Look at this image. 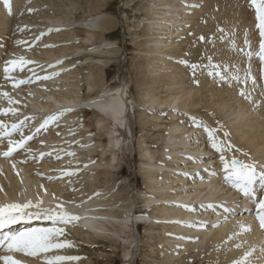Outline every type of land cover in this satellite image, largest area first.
<instances>
[{"label": "bare ground", "instance_id": "1", "mask_svg": "<svg viewBox=\"0 0 264 264\" xmlns=\"http://www.w3.org/2000/svg\"><path fill=\"white\" fill-rule=\"evenodd\" d=\"M51 2L46 0L41 4L38 0H9L10 7L5 8L3 0H0V79L6 76L4 69L7 62L20 57L29 61L23 72L19 71L20 66L15 68L9 64L7 77L0 84V93H7L4 99L0 97V108L14 104V122L26 120L22 130L24 139L33 134L28 126L32 116L39 114L34 120H42L43 115L53 113L50 117L52 125L37 131L27 141L30 156L18 154L13 160L0 159V184L9 189L15 202L22 203L27 199L39 201L42 197L51 205L48 206L53 213L78 217L63 223L58 221L55 225L35 223L34 228L62 229V235L56 238L61 243L75 240L71 233L81 238L82 231L90 237V241L113 243L115 237L120 238L127 225L132 228L140 226L144 228L143 245L154 240L153 245L149 243L147 246L151 255H155L152 264H233L249 251L252 252L248 258L250 264H263L264 238L248 215L239 217L242 215L239 212L232 215L220 212L218 215L226 221L211 229V209L218 210L216 204L233 201L236 196L232 192L227 193L219 182L220 155L212 148L203 127L209 124L208 128L216 130L215 135L223 148L226 149L227 144L232 145L231 150L224 153L228 161L235 157L245 163H255L257 168L264 165L262 91L259 84L255 86L251 79L247 84L230 83L233 75H239L243 81L246 72L255 78V83L259 82L260 71L264 70V61L258 64L255 58L261 37L256 29L257 20L250 0H227L225 6L224 0H147L143 19L146 23L141 25L140 22L138 29L141 35L135 38L141 37V41L138 45H135V40L133 42L140 48V56L133 57L130 64L134 85L140 90L139 125L141 129L147 128V131L141 132L137 143L141 161L138 170L144 189L136 200L140 203V214L132 212V207L123 210L121 203L125 200L116 201L119 199L114 197L118 184L109 187V179H105L110 176L121 152L116 153V146L121 142L120 150L128 149L132 132V109L122 99L126 95V87L119 84L114 89H108L105 84V69L109 64L106 56L114 54L113 45L111 42L102 46L100 42L96 44L97 40L112 34L116 23L102 13L105 5L93 6L91 3L86 4L87 13L99 12L88 15V19L84 16L79 20L69 18L71 10H81L75 4H72L71 10L70 6L65 7L69 12H60L61 17L56 18V15L55 19L44 14L32 15L33 11H29L35 6H51ZM231 16L236 21L233 28H229L226 22ZM213 24H217L219 29L214 30ZM187 25H191V35L186 37ZM19 29H28L23 32L27 35H17ZM204 30L208 31L204 33ZM46 36L48 38L43 39ZM210 36L212 41L205 43ZM28 37L31 38L28 40ZM201 38L204 48L199 52L196 47L200 46ZM36 39L40 40V45L35 42ZM32 42L37 44L38 54H29L27 49L32 47ZM79 43L84 48L77 47ZM58 46L62 47L54 48ZM249 52L252 53L250 58L247 55ZM204 59L207 63L203 65L201 61ZM190 61L197 66L195 71L188 67ZM81 66L86 69H77ZM48 68L52 74L60 72L63 75L58 77L55 74L52 81H49L52 78L46 79L42 82L43 87L40 85L42 88L45 86L44 92L40 91V86V90L36 91L37 86L33 89L30 82L37 81L38 77L31 78L32 72L37 70L36 74L41 73L44 77L48 72L42 74V71ZM216 71H220L226 79L209 74ZM21 80L27 83L19 84ZM82 80H85L90 93L99 91L98 95L88 93L85 99H81L77 83ZM241 89L250 94V100L239 95ZM115 95L123 101L119 105L120 111L126 108V112L122 118L124 132L119 130L113 135L105 119L111 120L113 125L121 119L118 108L111 101L114 100L111 96ZM68 106L76 108L64 113L57 111L58 107L65 111ZM88 112L95 114L96 118L88 120V125L82 124L78 116ZM59 114L61 116L57 118ZM12 116L6 115L3 120L10 121ZM194 116L201 119L195 117L197 121L193 120ZM33 123L35 125L38 121ZM161 128L162 131H158ZM92 130H103L107 143L102 145L93 141L99 133L92 134ZM152 131L158 132L156 138L149 135ZM118 132L122 140L115 136ZM225 133H228L227 137ZM148 141L159 144L161 149L148 147ZM236 147L244 152L237 151ZM2 148L0 144V153ZM50 150L53 152L47 153ZM40 153L46 155L38 162L36 155ZM97 153L99 158L95 159ZM101 174L105 177L102 183ZM82 186L87 189H81ZM69 187L73 188L70 192L67 191ZM50 192L57 198H48ZM201 202L209 203L212 208L206 207L204 212L196 205ZM200 221L209 223L205 225ZM241 225H247L251 230L241 233ZM80 241L84 245L90 243ZM137 243L136 239L132 242L130 260ZM15 253L20 257L25 254ZM77 253L64 247L35 256L27 255L29 260L24 263L46 264L47 259L57 255L76 257ZM77 261H64L62 264H76Z\"/></svg>", "mask_w": 264, "mask_h": 264}, {"label": "rangeland", "instance_id": "2", "mask_svg": "<svg viewBox=\"0 0 264 264\" xmlns=\"http://www.w3.org/2000/svg\"><path fill=\"white\" fill-rule=\"evenodd\" d=\"M33 1H35V0H33ZM45 1L46 0H42V2H45ZM51 1H53V2H51V6H46V7L41 6V8H38L35 6L33 8V10H31V11H33L32 15L35 14L37 16V14H38L39 16L45 15L46 17L48 15V17H54V19L57 15L56 18H60L61 17V15H59L60 12H69V11H66V9H64L65 7L70 6V10H71L72 4H75L76 6L79 5L81 10H79V9L76 10V8L73 11L71 10V12H72L71 14L67 13L70 15L69 18L72 20L73 19L79 20L80 18H82L81 16H84L85 19H88L90 15H93L94 13L98 14V12H99L96 10V12L87 13L86 4L91 3L93 6L105 5L101 9L102 13H105V15L107 17L113 18L115 23H116L114 26L112 34L106 35L105 39L103 38V40H101V41L97 40L96 44H98L100 42V44L102 46L103 43H106V42L110 43L111 42V45H113L112 49L115 50L114 54L106 56V59L109 61L108 62L109 64H108V68L105 69V71H106V77H105L106 82H105V84H106V87L108 89H114L115 86L117 87V86H119V84H122V85H124V87H126L125 91H126V94L128 93L127 94L128 95V97H127L128 104L132 109V110L130 109L132 111V114H130V118H131L130 119V127L132 128V132H131L132 138L130 137V139H129L130 144H129L128 149L122 150V151H124L123 152L124 154L122 155V152H120V154L118 155V160H117L116 165L112 168V170L110 169L111 170L110 176L108 178H105L101 174L99 176V178L101 179L100 180L101 183L105 179H107V180L109 179L108 180L109 187H111L112 185L118 184V186H116V188H115V192L117 193V195L114 197L116 199H119L116 201L125 200L121 203V205L124 206L123 210L124 209L126 210V208L132 207V212H134L136 214H140V211H141L140 210V203H136V200L139 199L138 194H141L142 192H144V189H143L142 178H141L140 172L138 170V167H139V164L141 161H140L139 156H138L137 143H138V138H139L141 132L147 131V128L141 129L142 126L139 125L138 113L141 112V105L138 104V102L140 100L139 99L140 90L137 89L134 85V79H133V75L131 72L130 64L133 60L132 59L133 57H139L140 56L138 54V51L140 50V48H138L135 45H138V42L141 41V39H140L141 37L138 38L137 40L135 38H136V35L137 36L141 35L140 30H139L140 29V22H142L141 25L143 23H146L145 21L143 22V19H144L145 14H146V12L144 11V8L147 4V0H51ZM226 1L227 0H224V6H225ZM42 2H41V0H38V3L42 4ZM228 6H229V4H228ZM44 9L45 10L47 9L48 11L47 10L45 11ZM53 10H55V12H52ZM43 11H45L47 13L45 14V12H43ZM55 13H57V14H55ZM63 18H65V17H63ZM176 18L179 19V17H176ZM42 19H44V18H42ZM42 19L39 18L40 21H45ZM231 19H230L231 22L229 20L226 21L228 23L227 25L228 26L230 25L229 28H233V26L235 25V22H236L232 16H231ZM23 25L25 26V23ZM216 25L217 24L212 25L214 30L219 29V28H217ZM190 26L191 25L186 26V27H188L186 30L188 32H185L186 37L191 35L190 34L191 33L190 28L191 27ZM26 27H28L27 24H26ZM138 27H139V29H138ZM28 29H25V30L19 29L18 30L19 34L18 33H16V34L20 35V36H25L27 34H24L23 32L27 31ZM30 30L32 31V29H29V31ZM207 31L208 30H204V33H206ZM11 37H12V35H11ZM224 37H226V35ZM29 38H31V37H28V40H29ZM44 38H48V36L43 37V39ZM49 38H51V37H49ZM212 38H213L212 36L207 38L205 43L209 44L212 41ZM40 39H42V38H40ZM10 40H11V38H10ZM36 40H35V42H37L40 45L41 42H38L40 40L39 39H36ZM134 40H135V42H134ZM35 42L34 43L32 42V44H31L32 47L31 48L29 47L27 49L28 52H30L29 54H38V53H36L37 48H35V47H37V44ZM133 42L136 44L134 45ZM199 42H200V46H201V44H202V46L201 47L198 46L196 48L200 52V51H202V48H204V41L201 39ZM78 46H79V48H84L83 45L80 43L77 45V47ZM59 47H62V46H58V47H54V48H59ZM38 49L42 50V48H38ZM32 52H34V53H32ZM199 52H197V53H199ZM71 57H72V55L69 56V58H71ZM193 57H194V55L192 56V58ZM255 58H257V60H258L257 61L258 64L262 63V61L258 58V55H257V57L255 56ZM80 59H82V57H80ZM102 59H103V57H102ZM206 60H207V58H206ZM206 60L205 59H204V61L202 60L201 64L204 65L205 63H207ZM62 61H60V63ZM57 63H59V62H57ZM79 65H81V64H79ZM190 65H193L191 63V61L188 64V67L191 69V71H195V70H192V67H190ZM36 68L37 67H35L34 69H36ZM23 69L26 70L25 68H21V70H23ZM77 69H84L85 70L86 67L81 66ZM262 71L264 73V70H262ZM36 72H38V71L36 70L35 72H32V75L30 77L31 78L32 77L34 78V76L36 78L38 77L37 79L34 78L37 81L33 80L34 81L33 82L31 80L30 85L33 84L31 87H33V89L38 88V89H36V91H39L40 87L41 86L43 87V83L46 80L44 77L45 76L50 77V74H52L51 73L52 70L50 68H48L44 72L42 71V74L43 73L46 74V72H48L46 75H44V77H43V75H41V73H39L37 75ZM55 74L53 73L50 78H52V76L54 77ZM57 74L56 75L58 77L63 75L62 73L60 74V72H58ZM4 77L6 78L7 76H4ZM4 77L0 79V84L2 82H4V80H5ZM50 78H47V80ZM263 78H264V76H263ZM39 79L41 80V82H39ZM52 80H53V78L50 79L49 81H52ZM35 82H37V83H35ZM230 83L235 84L236 81L232 79V80H230ZM77 84L80 88L79 89L80 98L85 99L86 96L88 95V93H90L87 89L86 84H85V80H82L80 82L78 81ZM255 84H256L255 86H257L259 84V82H256ZM35 85L37 86L36 88H35ZM58 86H59V84H58ZM58 86H52V87H58ZM42 87H41L40 91H43V89H45V86H44V88H42ZM19 89L22 90L21 88H19ZM86 90H87V92H86ZM94 92H91L90 94H92V96H95V95H98L97 93L99 91H94ZM0 97L2 99H4V95H0ZM6 104H8V106H10L8 102H6ZM13 105L11 104L10 107H13ZM92 112H94V111H92ZM94 113H96V112H94ZM78 117H79V119L81 118L80 122L82 121L81 122L82 124L88 125V120H91V121L94 120L96 118V115L93 113H85L83 115H79ZM195 117L197 118V120L201 119V117H198V116H194L192 118H195ZM196 118H195V120H196ZM32 120H34V117L31 119V121ZM105 120H106L107 124L109 125V127H111V129L113 131V135H114V133H117V131L122 129L124 126L122 119L116 121L114 125H113L111 120H109V119H105ZM31 121H29V122H31ZM206 126L209 127V124H207ZM28 130L29 129H26V131H28ZM158 131H162V128H161V130H158ZM91 133L92 134L99 133V137H94L93 141L95 140L97 143L102 144V145L107 143V137L105 134H103V130H101L99 132L96 130H92ZM101 134H103V135H101ZM157 134H158V132H156V133L154 131L149 132V135H153V136H155V138H156ZM115 136H117L119 138L118 140H122V137H119L120 136L119 132ZM132 141H133V143H132ZM148 142H149L148 147H151L154 150L155 149H161V147H159V144L155 145V143H153V141H148ZM236 149H239L240 150L239 152H244V150L240 147H236ZM218 153H219V155H221L220 152H218ZM224 153H226V151H224ZM98 154L99 153H97V155L95 156V159L99 158ZM212 165L213 164H211V167H213ZM211 172L213 173L214 171H211ZM72 189H71V187H69L68 190L67 189L66 190L68 192H70ZM81 189L85 190V189H87V187L82 186ZM66 190H64V193H67ZM137 202H139V201H137ZM127 227H130V229H132V231L134 232V235H136V236L133 237V235H131V232L125 234V235H127V238L123 239V242L121 243L122 245L118 244L116 237H115V241L113 243H110L109 241L102 242L100 240H92V239L90 241V237L87 236L82 231V233H80L81 238H79L77 235L71 233V235L73 236V238H75V240H72V241L67 240V242L72 243V245L70 247H66V249L72 253L73 252L79 253V254L77 253V256H76V257H79L76 264H84L86 261H90L91 264H152V259L155 258V255H151L150 250L148 249L149 247H147V246L149 243H150V245H153L154 240L149 242V243L147 242V244L143 245V242H145L144 241L145 240L144 228L142 229L140 226L132 228L129 225H127ZM127 227L123 228V231H124V229H128ZM154 232H153V235L156 236V233H154ZM119 236L121 238L122 234H120ZM137 236H138V239H137ZM134 239H136V241H138V243L136 245L137 248H134V250H133V259L130 260V254L132 251V242L134 241ZM80 240H83V241L86 240L87 242H90V243H88V245H84L83 243H79V242H81ZM87 242H84V243H87ZM73 248H75V249H73ZM75 251H77V252H75ZM182 264H183V262H182ZM204 264H206V262Z\"/></svg>", "mask_w": 264, "mask_h": 264}, {"label": "snow or ice", "instance_id": "3", "mask_svg": "<svg viewBox=\"0 0 264 264\" xmlns=\"http://www.w3.org/2000/svg\"><path fill=\"white\" fill-rule=\"evenodd\" d=\"M3 2L5 8L10 7L9 0H3ZM250 4L255 11V18L257 20L256 27L259 30L260 36L262 38L259 46V53L257 55L261 61H264V0H250ZM245 43H248L247 40ZM247 55L250 58L252 53L249 52ZM7 63L12 64L13 66L22 67L24 64L29 63V61H26L23 57H20ZM182 63L185 62L182 61ZM190 67L195 70L197 66L190 65ZM4 72L7 76L9 68L5 67ZM209 74H215L221 79H226V77L220 71H216L214 73L210 72ZM44 78L47 79L50 77ZM231 78L237 83L245 84H247L248 80L251 79L252 83L255 84V78L251 77L249 72L245 73V78L243 81L239 75H233ZM26 82L27 81L21 80L18 83L22 84ZM0 95H7V93H0ZM239 95L245 99H251L250 94L246 93L245 89H241L239 91ZM9 103H12V101L9 100ZM7 111H11L14 114L13 109H9ZM0 114H6L5 110H0ZM193 120H195V118H193ZM20 123L22 124L23 121ZM203 127L204 131L208 135L209 141L211 142L212 148L221 153L220 161L222 164V171L224 173V182L242 194L245 198L251 200V202L255 205L256 219L258 220L261 229L264 230V165H261L258 169L255 163H245L239 159H236L235 157H233L231 161H228L223 153L225 150H231L232 145L227 144L226 149L223 148L221 146V142H218L215 135L216 130L210 129L206 125H203ZM0 129H3V132H0V138H2L3 136H10L12 132L18 131L19 125L13 124L11 126V130H9L7 125L0 123ZM227 135L228 133H225V137H227ZM27 139H31V137H28ZM25 142L26 140L22 138L19 142L13 145V142L9 140L8 150L2 153V155L5 157L10 156L15 148L23 147ZM237 151L240 150L237 149ZM242 154L247 155V153ZM69 155H72V153H69ZM40 203H42V201H38V203L35 205H33L31 202H26L24 204L11 203L8 205H0V230L6 229L13 224H17L21 220L32 219L33 214L26 212V210L30 208H39ZM223 210L225 212L229 211L226 207H224ZM41 216L44 219L51 220L53 225H55L58 221L63 223L67 220L78 219V217L66 216L63 213L56 214L50 212L47 209L35 213V218H41ZM240 229L241 233L251 230L247 225H241ZM60 235H62V229L57 227L30 228L20 231L4 232L3 235L0 236V248H5V250L8 252L19 251L24 252L26 255L35 256L40 253H47L56 249L70 247V242H57L56 238ZM236 235H240V233H237ZM237 247H240V245H237ZM251 255V251L246 252L242 258L234 261L233 264H250L248 258ZM78 259L79 257L57 255L53 258L47 259L46 264H62L64 261H73ZM0 260L3 261V264H19V262L13 259L11 256H0Z\"/></svg>", "mask_w": 264, "mask_h": 264}]
</instances>
